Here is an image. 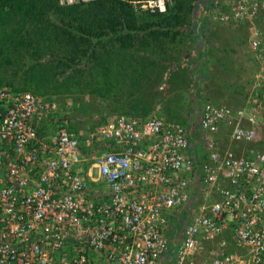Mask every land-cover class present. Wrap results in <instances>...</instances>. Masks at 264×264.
Wrapping results in <instances>:
<instances>
[{
	"label": "built area",
	"instance_id": "1",
	"mask_svg": "<svg viewBox=\"0 0 264 264\" xmlns=\"http://www.w3.org/2000/svg\"><path fill=\"white\" fill-rule=\"evenodd\" d=\"M77 1L89 0H59ZM139 2L154 12L170 0ZM221 2L212 21L249 26L255 107L202 102L203 160L161 102L145 117L95 116L86 133L47 122L40 136L35 121L62 105L0 88V264H264V0ZM198 181L202 199L171 249L166 227Z\"/></svg>",
	"mask_w": 264,
	"mask_h": 264
},
{
	"label": "trees",
	"instance_id": "2",
	"mask_svg": "<svg viewBox=\"0 0 264 264\" xmlns=\"http://www.w3.org/2000/svg\"><path fill=\"white\" fill-rule=\"evenodd\" d=\"M132 1L135 0H89L61 4L59 0H0V88L30 91L54 99L62 107L69 104L74 110L71 113L65 106L66 110L49 114L39 125L35 121L38 135L42 136L45 125L52 121L78 132L80 128L75 120L86 113L87 107L85 102L78 103L77 97L81 94L94 95L105 104L108 100L112 101V105L107 104V115L114 111L133 115L143 112L145 117L150 111L149 103L135 95V88L140 87V80L155 64L149 60L150 54L164 55L166 50H172L176 36L186 30L188 47L195 48L200 43L199 35L206 27L209 15L198 19L201 23L199 30L192 28L194 8L198 6L199 11L204 13L214 8L216 3L220 6L219 0H207L206 5L201 0H170L166 2L164 11L151 12L140 7L134 9ZM261 21L262 17L260 20L257 15L254 22ZM230 25L214 23V38L221 34H226V37L235 34L238 41L246 42L249 26L245 23L234 27ZM211 50L212 47L204 52ZM215 59L222 66L217 69L218 73L228 70L224 58L216 56ZM168 66L170 64H166L165 68ZM231 67L230 71H235ZM240 69L241 66L236 71ZM212 73L210 78L214 80ZM218 80L214 85L216 92L211 91L202 101L243 106L247 93L240 95V102L243 101L240 104L232 97L224 101L220 96L222 89L228 85L231 94L233 85L224 78ZM126 82L129 87H125ZM167 82L172 84L171 79ZM124 89L125 95L122 93ZM123 97L128 99L124 101ZM247 104L248 109L255 107ZM100 114L101 120H104L106 117ZM94 126L95 122L89 124L84 132L93 130ZM258 143L256 148L264 151V142Z\"/></svg>",
	"mask_w": 264,
	"mask_h": 264
},
{
	"label": "rangeland",
	"instance_id": "3",
	"mask_svg": "<svg viewBox=\"0 0 264 264\" xmlns=\"http://www.w3.org/2000/svg\"><path fill=\"white\" fill-rule=\"evenodd\" d=\"M203 2H205L204 4L206 5V1L207 0H201ZM219 3L222 4L221 0H219ZM200 5V4H199ZM226 6V5H225ZM223 7V5H222ZM194 15H193V24L191 25L192 28H197L198 27V22L200 23V21L198 20L199 18H201L204 15H209V20L207 21L206 27H204V31L201 33L207 43L208 44H214L215 45H211L212 50L211 52H209L210 54H208V56H210L208 58L209 61H212L211 59L216 58V56H220L222 58H224L223 60L227 62L228 67L231 65V61L234 60H244L246 59V61H244V63L246 64L245 68L240 69V71H236L238 63H234L233 67L235 68V71H230V69L228 68V70H222V73H218V70H220V67L218 68V70H214L213 71V76L216 78L214 79L216 80H221L222 78L225 79V81L227 80L228 83H231V85H233L231 88V91L236 90L237 92V88H239L238 90V94H232V99L233 101H235L236 103L240 104L242 102H240L242 93H249V80H253L252 78L254 77V68H255V62H253L254 60H251V54H250V50L247 51L248 46L244 41L240 42L238 41V39H236V35L234 34L233 37H226V34H221L216 35V38H214L215 36H213V31H214V23L216 25V23H223V22H217V21H212L211 18V14L214 11V8L211 9H207L206 12L201 13L199 11V7L196 6L194 8ZM224 9V7H223ZM222 11L220 9H216V11ZM205 16V17H206ZM211 24V25H208ZM224 24V23H223ZM224 25H228V24H224ZM232 27V25H230ZM236 30V29H235ZM187 31V30H186ZM184 31L182 35L180 36H176V40L174 41L173 49L172 50H166V53L164 55H159L158 53H152L150 54L149 60H153V62L155 63L153 67H149V73H147L145 75V77H143L140 81V87H138L137 89L135 88V90H137V93L135 95H138L141 99H144L146 101H148L149 103V112L150 113L152 111V109L154 108V105L159 102L162 101L163 102V109L165 112L168 111L167 107H172V105L178 107L177 111H178V117L181 120L183 118H185L187 115L185 112H183L184 110H186L187 105L189 104V100H191V94L189 90L192 86V75L190 74L191 70L186 71V68L191 67V59L194 57L193 56V51H192V47L189 48L188 47V33ZM180 34V33H179ZM201 36V35H200ZM213 42V43H212ZM237 45L236 47H234V45ZM233 45V46H232ZM188 47V48H187ZM187 48V49H185ZM210 48V46H209ZM223 48V49H222ZM170 51V52H169ZM171 51L173 52L172 55L174 56H178L183 58V64L186 68H184V71L181 70V62L179 63L178 61H171L170 58H167V54L168 52L171 53ZM211 58V59H210ZM228 60V61H227ZM172 62L170 64V66H168L167 68H165L166 63ZM191 63V64H190ZM230 64V65H229ZM237 64V65H235ZM149 65V64H147ZM221 66V65H220ZM244 67V66H243ZM232 68V67H231ZM175 70L174 73H172V76H169L170 71ZM183 71V72H182ZM187 72V75H185V73ZM191 75V76H190ZM168 79H178V82H171L172 84H169L167 82ZM218 80V81H219ZM247 82H246V81ZM226 82V83H227ZM238 84V85H237ZM240 85H242L241 87H239ZM125 87H129V83L126 82ZM192 89V88H191ZM125 91V89H124ZM125 94V92H122ZM78 99V103H84L86 104L87 107H85V114H81L82 116H79L75 121L78 122V126L81 129H86V127L89 124L94 123L95 120V116H101L100 113H102L103 116L107 117V116H112L113 114L116 113H120V112H113L110 115H107V104H113L112 101H109L105 104L104 102H101L99 100V98H97L94 95H83L81 94V96L77 97ZM128 97H123L122 100H127ZM114 101V100H113ZM245 101V100H244ZM240 102V103H239ZM199 105H197V108H200L201 102L198 103ZM69 105V104H68ZM97 107H96V106ZM151 105V106H150ZM90 106V108L88 107ZM70 110L72 111L71 113L74 112V110L71 109V105L68 107ZM172 111L176 110V108H170ZM61 110H66L63 108H61ZM167 110V111H166ZM170 112V111H168ZM167 112V113H168ZM182 112V113H181ZM124 113V112H122ZM130 113V112H128ZM131 114V113H130ZM144 113H137L136 116L139 117H143ZM173 117L172 115H168ZM195 117V116H192ZM175 118V117H173ZM176 118V119H177ZM48 129V127H47ZM190 212L189 211H185V216L188 215Z\"/></svg>",
	"mask_w": 264,
	"mask_h": 264
},
{
	"label": "crops",
	"instance_id": "4",
	"mask_svg": "<svg viewBox=\"0 0 264 264\" xmlns=\"http://www.w3.org/2000/svg\"><path fill=\"white\" fill-rule=\"evenodd\" d=\"M200 24L201 23L198 22V27H197L198 29L197 30H199ZM200 35H199L200 43H197L196 47L195 48L193 47V49H192V51L194 52L193 53L194 57L191 59V63H192V64L190 63L191 67L186 68L184 66L183 58L177 57L178 59L177 58L175 59L174 55H172L173 52H171V53L168 52V54H167V58H170L171 61H178L179 60L178 62L179 63L181 62V64H180L181 70L184 71V68H186L185 69L186 71L191 70L190 74L192 75V86H191L192 89L190 88L189 92L190 93L192 92V94H191L192 96L190 98L191 100H189V104L186 107L187 109L183 111L186 113L187 116L183 119L184 121L179 119V122L185 124L188 128H190L189 148H188L187 153H189L192 156V158L196 159L197 161L203 160L206 157V153H205L204 146H203V141L200 138L201 134L199 133V127L197 126L198 125L197 124L198 115L200 113V108L198 109L197 105H199L198 103H200L204 97H205L204 99H206L207 94H211L210 93L211 91L216 92L214 85H217L216 84L217 81L211 79L210 75H211L212 71L218 69L219 67H222V66H220L219 61L215 58L214 59L210 58L212 61H209L208 58L210 56H208V54H210V53L204 52V51H207V49L209 50V46L213 47L211 45H215V43L214 44H208V45H207V43L205 44V41H203L204 40L203 35L201 33H200ZM244 44H245V42H244ZM205 46H206V49H205ZM236 46L237 45H234V47H236ZM247 51H249V50L247 49ZM218 57L221 59L220 56H218ZM251 60H253L252 57H251ZM244 61H246V59L231 61L230 62L231 65L229 64L230 65L229 67H231V66L233 67L234 63H238L241 67L244 66L243 68H245L246 64L244 63ZM253 62H255V61H253ZM171 63L172 62H169L166 64H171ZM235 65H237V64H235ZM256 67H257V65L255 62V68H254V74L253 75H255L257 72ZM174 72H175V70H172V72L171 71L168 72L169 76H172V73H174ZM228 72H229V70H228ZM185 75H187V72L185 73ZM173 81L178 82V79L171 80V82H173ZM250 81L252 82V80H250ZM251 82H249V85L251 84ZM229 88L230 87L227 85V87H225V89H222L223 94H220V96L222 98H224L223 99L224 101L228 100L230 97H232V94H229V92H228ZM232 93H233V95L236 94V92H233V91H232ZM247 96H246V98H247ZM246 98H245L244 104H246V101H247ZM159 102H161V104L163 105L162 101H159ZM172 107L176 108V110L172 111L170 109ZM172 107H170V108L167 107L168 111H170V112H168L166 110L168 113L165 112L163 107H162V113H164L166 118L177 121V119H178L177 118L178 117L177 108L178 107H176L174 105H172ZM169 114L175 118L168 116ZM192 116H195V117H192ZM199 175H200V171H199V168H197V176H199ZM199 177H197V178H199ZM199 184H200V182L198 181L192 185V197H191V200L186 204V206L183 208H177L172 212L169 223L166 227V231L169 234V236L171 234H174V231H172V229L176 226V224L178 222H182V217L185 215V211H189L191 213L194 205L197 202L201 201L202 196H201V191L199 190Z\"/></svg>",
	"mask_w": 264,
	"mask_h": 264
},
{
	"label": "clouds",
	"instance_id": "5",
	"mask_svg": "<svg viewBox=\"0 0 264 264\" xmlns=\"http://www.w3.org/2000/svg\"><path fill=\"white\" fill-rule=\"evenodd\" d=\"M135 1H139V0H135ZM135 9V8H134ZM246 43V42H245ZM247 44V43H246ZM248 50H250V49H248ZM250 53H251V51H250ZM251 55H252V53H251ZM252 58H253V56H252ZM253 60H254V58H253ZM255 61V60H254ZM203 102V101H202ZM201 102V103H202ZM193 211V210H192ZM188 218V215H184L183 217H182V222H178L177 224H176V226L172 229V231H174V234H171L170 236H169V234L167 233V235H168V237H169V239H170V247H171V249L175 246V243L174 242H172V241H174V239L175 238H178L180 235H181V230H182V226H183V224H184V222L186 221V219ZM167 232V231H166ZM171 253V252H170Z\"/></svg>",
	"mask_w": 264,
	"mask_h": 264
}]
</instances>
